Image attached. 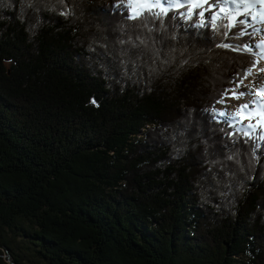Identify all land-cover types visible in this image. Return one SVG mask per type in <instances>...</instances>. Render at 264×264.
I'll use <instances>...</instances> for the list:
<instances>
[{
    "label": "trees",
    "instance_id": "16d2710c",
    "mask_svg": "<svg viewBox=\"0 0 264 264\" xmlns=\"http://www.w3.org/2000/svg\"><path fill=\"white\" fill-rule=\"evenodd\" d=\"M127 2L0 0V264H264V143L207 111L252 57Z\"/></svg>",
    "mask_w": 264,
    "mask_h": 264
},
{
    "label": "snow or ice",
    "instance_id": "6c2138e0",
    "mask_svg": "<svg viewBox=\"0 0 264 264\" xmlns=\"http://www.w3.org/2000/svg\"><path fill=\"white\" fill-rule=\"evenodd\" d=\"M117 7H123L128 12V19L142 18L145 27L151 19L159 20L162 25L170 11L173 12L172 19L182 18L187 21L195 16L194 26H207L216 32L223 30L222 42L217 45L218 47L249 54L252 59L248 67L237 72L232 81L233 87L222 92L216 101L225 107L216 109L213 106L207 111L213 119H222L223 123L233 129L229 133L230 136L246 138L245 143L252 140L254 149H258L261 143H264V79L257 81L254 78L249 84H244L250 76L255 77L259 73H264V68L259 67L260 62L264 60V38L258 43L252 39L262 31L256 25H264V0H212L211 3L209 0H128L127 3L117 4ZM196 9L199 11H195ZM206 12L209 13L207 17ZM237 26L238 30L232 32ZM249 28L252 32L248 31ZM244 36H248L250 40L242 44L228 42L230 37L238 40ZM241 87H244L245 91H240ZM245 96L249 99L229 110L227 103L229 99L240 100ZM91 103L96 104L95 99ZM245 120L248 123H245Z\"/></svg>",
    "mask_w": 264,
    "mask_h": 264
},
{
    "label": "rangeland",
    "instance_id": "374dc122",
    "mask_svg": "<svg viewBox=\"0 0 264 264\" xmlns=\"http://www.w3.org/2000/svg\"><path fill=\"white\" fill-rule=\"evenodd\" d=\"M206 6V5H205ZM261 38H264V35L263 36H259V38H255V40L257 41V42H259V40L261 39ZM263 67V66H262ZM256 77V76H255ZM261 79H263V77L261 78ZM260 79V80H261ZM250 82V80L248 79V80H245L244 81V84H248ZM243 87H241L240 88V91H241V89H242ZM247 96H245L244 98H246ZM237 100L236 99H229L228 100V108H229V110H232V109H234L235 108V106H236V102ZM214 107L216 108V109H223L224 107H225V105H223V104H218V103H216L215 105H214ZM248 121H246V123H247ZM10 261H11V258L9 259Z\"/></svg>",
    "mask_w": 264,
    "mask_h": 264
},
{
    "label": "bare ground",
    "instance_id": "6f19581e",
    "mask_svg": "<svg viewBox=\"0 0 264 264\" xmlns=\"http://www.w3.org/2000/svg\"><path fill=\"white\" fill-rule=\"evenodd\" d=\"M126 1H128V0H126ZM256 27L257 28H260V24H257L256 25ZM263 61V63H261L260 65H259V67H262V68H264V60H262ZM263 77V79H264V73H259V75L258 76H256V77H249L248 79L250 80V81H252L254 78L257 80V81H259L261 78ZM249 84V83H248ZM247 85V84H246ZM241 91H245V88L243 87L242 89H241ZM249 99V97H246V98H242V99H240V100H237L235 103H236V106L237 105H239V104H242V103H244L246 100H248ZM235 106V107H236Z\"/></svg>",
    "mask_w": 264,
    "mask_h": 264
}]
</instances>
